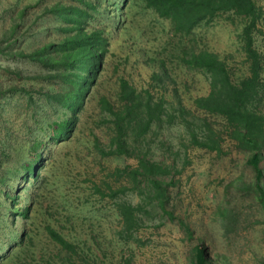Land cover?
<instances>
[{
    "label": "rangeland",
    "instance_id": "374dc122",
    "mask_svg": "<svg viewBox=\"0 0 264 264\" xmlns=\"http://www.w3.org/2000/svg\"><path fill=\"white\" fill-rule=\"evenodd\" d=\"M38 1L0 0L4 51L0 53V217L21 233L18 244L10 243L0 222V264H192L198 244L217 264H261L264 208L253 190L255 178L247 166V154L229 140L218 154L193 147L185 128L173 126L154 128L135 146L136 155L169 165L174 176L167 206L174 220L160 214L154 220L145 219L138 242L118 239L121 224L114 203L97 191L99 187L107 192V184L116 191L130 187L126 177L113 174L138 164L136 155L104 156L100 151L109 150L115 135L100 100L105 97L118 108L122 80L138 91L151 90L156 98L164 95L174 104L181 101L196 117L224 130L222 118L196 110L195 100L209 94L210 84L202 72L186 66L183 58L208 51L228 63L235 79L246 75V55L239 39L243 20L224 14L183 36L174 32L170 20L147 8L144 0L105 2L103 14L93 23L109 41L105 64L72 134L54 142L49 126L56 117L44 96L66 87L55 70L30 55L58 39L59 23L44 13V6L55 0H41L42 6H37ZM256 2L263 17L255 48L264 66V0ZM161 73L164 81L159 87L153 77ZM34 142L42 179L37 191L35 180L26 179L23 169L36 153L31 148ZM119 196L134 205L140 203L133 191L126 189ZM25 207L29 209L25 218L16 214ZM225 210L229 212L226 218ZM48 227L76 246L77 255L54 242Z\"/></svg>",
    "mask_w": 264,
    "mask_h": 264
},
{
    "label": "trees",
    "instance_id": "16d2710c",
    "mask_svg": "<svg viewBox=\"0 0 264 264\" xmlns=\"http://www.w3.org/2000/svg\"><path fill=\"white\" fill-rule=\"evenodd\" d=\"M111 0H55L52 5H45V12L58 20L56 27L59 37L48 42L30 57L44 67L55 70L56 77L65 91L44 96L53 109L56 120L49 126L53 134L51 141L68 139L72 134L79 115L84 109L87 95L105 64L109 41L104 30L94 26L102 15L104 3ZM146 7L152 9L161 18L170 20L174 32L188 36L205 24H211L224 14H232L243 20L244 27L239 35L241 49L246 55L247 74L235 79L233 70L225 60L208 51L192 52L183 58L191 69L202 72L210 84L207 96L195 100V108L205 114L214 115L225 121L224 130L211 127L206 119H199L195 113L186 108L181 101L177 104L167 101L164 95L156 98L151 90L138 91L127 81L120 84L119 105L113 106L107 98L100 100L103 112L110 115L109 123L114 125V137L108 151H100L104 156H135L136 145H141L150 132L182 126L187 131L193 147L206 149L221 154L226 140L247 154V166L254 172V193L264 208V70L261 55L255 48V36L263 17V10L256 0H144ZM44 5V4H43ZM42 6V1L37 2ZM116 12L118 13V7ZM24 12H22V15ZM15 31V30H14ZM0 53H3L0 46ZM163 74L154 75L153 80L160 87L164 81ZM163 89V88H162ZM64 140V141H65ZM35 150L33 158L23 167L26 179L35 180V191L40 188L41 174L37 171L40 153ZM138 164L135 168H126L114 172L113 176L127 178L130 187L115 190L107 184L106 190L97 188L102 197L109 198L120 217L121 229L117 237L123 242H138L137 235L146 228V220H154L164 215L170 220L174 216L168 211L169 186L174 184L171 167L164 163L153 162L146 155H136ZM171 177V180H165ZM39 186V187H38ZM130 190L140 197V203L132 204L120 193ZM104 190V191H103ZM15 204L10 205L11 207ZM9 206V205H8ZM16 209V208H14ZM28 207L22 212L14 213L26 217ZM225 218L228 211L224 212ZM2 229L10 243L18 244L21 233L7 226L4 217H0ZM229 229V228H226ZM185 230L192 237L193 232L186 226ZM50 237L71 255H77V248L60 233L47 228ZM140 242V240H139ZM192 264H217L210 258L203 244L193 249ZM264 264V261L261 263Z\"/></svg>",
    "mask_w": 264,
    "mask_h": 264
}]
</instances>
